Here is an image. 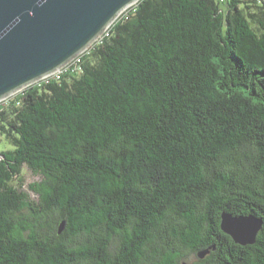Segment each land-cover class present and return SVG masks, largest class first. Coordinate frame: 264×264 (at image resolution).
<instances>
[{
    "label": "trees",
    "instance_id": "obj_1",
    "mask_svg": "<svg viewBox=\"0 0 264 264\" xmlns=\"http://www.w3.org/2000/svg\"><path fill=\"white\" fill-rule=\"evenodd\" d=\"M80 66L0 105V264H264V1L140 0Z\"/></svg>",
    "mask_w": 264,
    "mask_h": 264
},
{
    "label": "water",
    "instance_id": "obj_2",
    "mask_svg": "<svg viewBox=\"0 0 264 264\" xmlns=\"http://www.w3.org/2000/svg\"><path fill=\"white\" fill-rule=\"evenodd\" d=\"M139 1L0 0V100L62 68ZM262 225L253 215L220 216L221 232L241 247L255 244Z\"/></svg>",
    "mask_w": 264,
    "mask_h": 264
},
{
    "label": "built area",
    "instance_id": "obj_3",
    "mask_svg": "<svg viewBox=\"0 0 264 264\" xmlns=\"http://www.w3.org/2000/svg\"><path fill=\"white\" fill-rule=\"evenodd\" d=\"M264 1V0H262ZM136 5V4H135ZM133 5V6H135ZM131 6V7H133ZM129 7V8H131ZM128 8V9H129ZM126 9V10H128ZM121 17V15H120ZM119 17V18H120ZM118 18V19H119ZM117 19V20H118ZM116 20V21H117ZM112 26V24L110 26H108V28L106 30H104L102 32V34L89 46L87 47L83 52H81L79 55H77L75 58H73L71 61H69L66 65H64L62 68H60L59 70H57L56 72H54L53 74L39 79L37 81H35L34 83L28 85L27 87L7 96L6 98H3L2 100H0V105H8L9 102L14 99L16 96H18L19 94H21L26 88L33 86V85H41L43 83H48L50 80H59L60 77L62 76V74L64 73H68V72H79L81 70V59L84 55H87L89 53V51L97 44H100L101 41L108 36V30L110 29V27Z\"/></svg>",
    "mask_w": 264,
    "mask_h": 264
},
{
    "label": "rangeland",
    "instance_id": "obj_4",
    "mask_svg": "<svg viewBox=\"0 0 264 264\" xmlns=\"http://www.w3.org/2000/svg\"><path fill=\"white\" fill-rule=\"evenodd\" d=\"M127 10L123 11L121 13V16L126 12ZM14 147L4 138H0V153L4 151H11ZM41 180V176L39 174L34 173L32 170H30L28 167L23 166L21 168V174L18 177V179H15L14 184L21 188L22 191H25L29 195V200L33 202H37V197L31 193L28 190V186L32 183L39 182ZM194 258L191 257V261Z\"/></svg>",
    "mask_w": 264,
    "mask_h": 264
}]
</instances>
